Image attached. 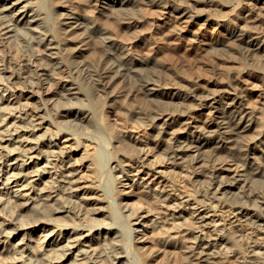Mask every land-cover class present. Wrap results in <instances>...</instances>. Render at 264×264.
Instances as JSON below:
<instances>
[{
    "label": "bare ground",
    "instance_id": "obj_1",
    "mask_svg": "<svg viewBox=\"0 0 264 264\" xmlns=\"http://www.w3.org/2000/svg\"><path fill=\"white\" fill-rule=\"evenodd\" d=\"M0 264H264V0H0Z\"/></svg>",
    "mask_w": 264,
    "mask_h": 264
},
{
    "label": "rangeland",
    "instance_id": "obj_2",
    "mask_svg": "<svg viewBox=\"0 0 264 264\" xmlns=\"http://www.w3.org/2000/svg\"><path fill=\"white\" fill-rule=\"evenodd\" d=\"M184 52H185V51H184ZM184 52L182 51V53H181V52L178 53V57H179L180 59L185 58V57L183 56ZM185 54H186V53H185ZM185 54H184V55H185ZM180 55H181V57H180ZM256 85H258V87H257ZM255 87L258 88V89L260 90L259 83H255Z\"/></svg>",
    "mask_w": 264,
    "mask_h": 264
}]
</instances>
